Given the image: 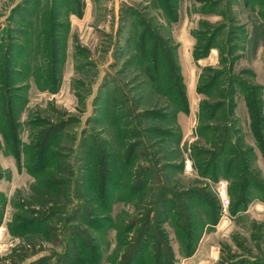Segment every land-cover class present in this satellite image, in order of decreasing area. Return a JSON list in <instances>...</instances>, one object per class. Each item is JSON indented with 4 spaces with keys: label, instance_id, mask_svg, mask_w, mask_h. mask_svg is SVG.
Listing matches in <instances>:
<instances>
[{
    "label": "rangeland",
    "instance_id": "obj_1",
    "mask_svg": "<svg viewBox=\"0 0 264 264\" xmlns=\"http://www.w3.org/2000/svg\"><path fill=\"white\" fill-rule=\"evenodd\" d=\"M0 176V264H264V0H0Z\"/></svg>",
    "mask_w": 264,
    "mask_h": 264
},
{
    "label": "trees",
    "instance_id": "obj_2",
    "mask_svg": "<svg viewBox=\"0 0 264 264\" xmlns=\"http://www.w3.org/2000/svg\"><path fill=\"white\" fill-rule=\"evenodd\" d=\"M195 55V58L198 60L200 58H205L207 57L202 51L200 54H198L197 52L194 53ZM153 78V76H151V79ZM198 92L199 93H202V90L198 84V88H197ZM182 106L181 107H178V111H183V112H188L190 111V108H189V101H188V97H187V94H186V87L184 86V88H182ZM259 101V100H258ZM247 104H248V107H249V110L251 111V114H252V123H253V120L255 118V116L253 115L254 111H253V106L255 105V103L252 102V100H248L247 101ZM255 125H253V129L256 131L255 129ZM2 134H4V132H2ZM260 136L257 134L256 132V139L260 140L261 138H259ZM227 145L229 146V150L231 151V149L233 148L231 144L228 143V138H226L225 136H222L221 138V141L219 142L218 144V147L216 149V157H214V161L217 162L218 161V155H221L223 154L224 152H226L227 150ZM211 167H213V165L211 164ZM143 177L144 175H142V178L140 180V184H141V181L143 180ZM0 179H1V176H0ZM143 185V184H142ZM141 185V186H142ZM139 187V185L137 186ZM31 195L30 197L28 198L27 202H28V207H48V203H50V196L47 192H44L42 190H40V188H36L33 186V188H31ZM32 208H30L31 210ZM149 232V229L148 227L146 228V230H143L142 231V234L140 236V238L138 239L137 241V245H136V251H137V254H140L142 255L144 249H145V239L147 238V234ZM11 256H9L8 258L6 259H14V255L10 254ZM140 255V257H141ZM6 259L4 258H0V263H3V261H7Z\"/></svg>",
    "mask_w": 264,
    "mask_h": 264
},
{
    "label": "crops",
    "instance_id": "obj_3",
    "mask_svg": "<svg viewBox=\"0 0 264 264\" xmlns=\"http://www.w3.org/2000/svg\"><path fill=\"white\" fill-rule=\"evenodd\" d=\"M185 47V46H184ZM179 50L177 62L179 65V68H181L182 76L184 78V83L186 87V93L189 101V108H190V114L193 111L195 107H197L199 104L197 97H199L197 88H198V81L199 76L196 70V66L193 64V49L191 46L190 48ZM200 65H203V62H199ZM196 111V110H195ZM181 119V117H179Z\"/></svg>",
    "mask_w": 264,
    "mask_h": 264
},
{
    "label": "built area",
    "instance_id": "obj_4",
    "mask_svg": "<svg viewBox=\"0 0 264 264\" xmlns=\"http://www.w3.org/2000/svg\"><path fill=\"white\" fill-rule=\"evenodd\" d=\"M217 195L220 198L221 206L224 212H227V209L230 205V200L228 197V183L225 181L219 182L217 186Z\"/></svg>",
    "mask_w": 264,
    "mask_h": 264
}]
</instances>
